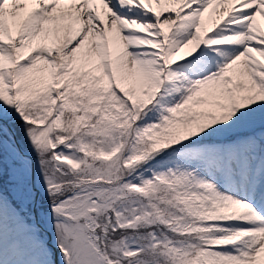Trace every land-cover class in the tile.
<instances>
[{
    "label": "snow or ice",
    "instance_id": "snow-or-ice-1",
    "mask_svg": "<svg viewBox=\"0 0 264 264\" xmlns=\"http://www.w3.org/2000/svg\"><path fill=\"white\" fill-rule=\"evenodd\" d=\"M0 264H264V0H0Z\"/></svg>",
    "mask_w": 264,
    "mask_h": 264
}]
</instances>
